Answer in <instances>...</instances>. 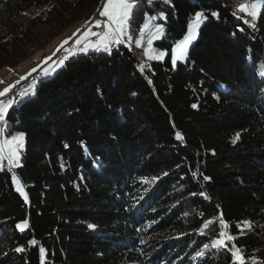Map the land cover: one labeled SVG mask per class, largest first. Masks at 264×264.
Wrapping results in <instances>:
<instances>
[{
    "label": "trees",
    "instance_id": "obj_1",
    "mask_svg": "<svg viewBox=\"0 0 264 264\" xmlns=\"http://www.w3.org/2000/svg\"><path fill=\"white\" fill-rule=\"evenodd\" d=\"M237 6L141 0L131 35L147 14L163 13L166 34L155 45L164 61L145 64L146 48L113 45L70 56L50 78L38 74L34 96L8 115L9 132L25 134L14 173L28 200L11 169L0 170V264H41L40 247L44 264H234L230 251L211 248L221 213L247 264H264V8L252 28L232 15ZM101 7L0 0V70ZM198 12L207 19L187 62L173 66ZM210 219L217 223L203 229ZM244 222L253 227L241 232Z\"/></svg>",
    "mask_w": 264,
    "mask_h": 264
},
{
    "label": "snow or ice",
    "instance_id": "obj_2",
    "mask_svg": "<svg viewBox=\"0 0 264 264\" xmlns=\"http://www.w3.org/2000/svg\"><path fill=\"white\" fill-rule=\"evenodd\" d=\"M149 4L152 3V0H147ZM165 3H170V0H164ZM138 0H102V9H97L99 15L104 17L105 19H95L86 22L88 27L83 31L82 34H77V38L75 39V43L77 45H82L79 49L82 52H87L90 48L108 51L110 45L112 44H123L126 41L131 43L133 37L128 33L129 29V21L133 15V9L136 8ZM264 8V0H253L251 3H242L239 4L235 11H233L232 15L236 16V18L242 19L244 24H250L252 28H255V21L258 19L260 15V10ZM237 13H243L245 16L250 17L251 19H244V17L237 15ZM160 18L163 17L162 14H159ZM212 16L219 18V14L216 12L211 13ZM157 16H150L145 18V22L143 23V27L140 30V39L136 40V45L140 46L141 42L144 39V36L147 35V49L145 50V55L148 60H159L162 59L164 53L154 54L155 50L151 47L153 40L159 39L163 34V27L158 26L154 23L157 19ZM207 19L204 12H198L195 14L192 23L188 27L187 34L176 43L174 49L172 50V64L175 65L178 60H185L188 55V48L192 41L195 39L197 34V29L200 24ZM91 26H94L98 29H101L99 32H93L91 30ZM243 31V29H240ZM95 37L96 42H93L90 38ZM69 41L65 40L63 44H61L60 48L57 51H60L61 48L65 44H68ZM71 49L69 52L71 53ZM67 59V57H65ZM52 60V57H47L43 64L47 65L49 61ZM64 63L63 60H58L56 64L52 65V68H44L43 66H38L37 68L31 69L27 75L22 76L20 80H27L32 73L41 71L44 76H48L51 71L58 65H62ZM264 67V66H262ZM140 71L143 73L145 71V65H140ZM264 75V72L261 73ZM17 81L16 83H19ZM2 83V81H0ZM35 81H33V85L29 88L24 89L19 92V97L23 98L29 94V92L33 89ZM149 84L152 83L151 80L148 81ZM15 84H10L7 87L0 90V170L14 169L16 167L22 166L20 164V151L23 149L25 142V134H11L8 131V115L9 111L13 109V106L18 103V98L15 94L9 95L12 93L13 88H15ZM196 107V105H193ZM10 137V138H9ZM177 139H182L179 133L176 134ZM238 138V137H237ZM192 178H198V172L192 171ZM204 180H209L210 177L204 176ZM12 182L16 186V191L24 197V200H28L27 194L24 192V188L22 186L21 180L18 176H12ZM147 182V181H144ZM192 195H197V193H192ZM199 195L203 196L205 199H209L206 193L200 192ZM217 223L216 220H207L203 224V229H208L211 225ZM17 229L20 231H24L27 227V221H22L16 225ZM89 228H95V225H88ZM219 227L220 230L217 233L216 237L211 241V248L220 250L227 249L231 252V257L234 260V264H247L245 260V256L241 248L237 247L235 243H233L235 237L230 234L228 231L230 225L224 219L223 214H220L219 217ZM253 227L251 222H244L243 227H241V232L244 231L245 228L251 229ZM203 234V232L201 233ZM31 243L35 245L37 242L32 240ZM209 245H205L207 249ZM17 251H24V249H16ZM41 264H44L46 250L43 247L39 248ZM200 256H203L204 253H199ZM252 264H256V261L253 260Z\"/></svg>",
    "mask_w": 264,
    "mask_h": 264
},
{
    "label": "rangeland",
    "instance_id": "obj_3",
    "mask_svg": "<svg viewBox=\"0 0 264 264\" xmlns=\"http://www.w3.org/2000/svg\"><path fill=\"white\" fill-rule=\"evenodd\" d=\"M153 1H157V0H153ZM141 2V0H138V3H137V5L139 4ZM235 2L239 5V4H242V3H251V2H253V0H235ZM101 9H102V7H101ZM133 11H134V9H133ZM261 11H262V9L260 10V13H261ZM159 14H162V16L163 17H165L164 16V14L163 13H159ZM159 14H147L146 15V17H150V16H157L158 18L154 21V23L156 24V25H158V26H161V27H163V34L161 35V37L159 38V39H156V40H153V42H152V48L155 50V52H154V54H159V53H164V56H163V58L162 59H159V60H156V59H154V60H148V58H147V56L145 55V50L147 49H145L144 48V46H145V41H144V39H143V41L141 42V45L140 46H138V47H140V48H142V49H145L143 52H142V55H143V59H144V63L145 64H149V63H151L152 61H164L165 60V58H166V55H167V51L164 49V48H158V47H156V42H159V41H161L162 39H163V37L165 36V29H164V25H163V23H162V21H164L165 20V18H160V15ZM241 14H243V13H241ZM260 16V15H259ZM244 17L245 18H248L247 16H245L244 15ZM95 19H101V20H103V19H105L104 17H101V16H95L94 17ZM94 18L93 19H91V20H94ZM259 18V17H258ZM86 22H88L86 19H83V20H81V21H79V22H77L76 24H73V25H71V26H69V27H67L65 30H63L59 35H57L51 42H50V44L49 45H47V47H45V48H43V49H36L35 50V52H34V54L32 55V57L31 58H29V59H27V60H25V61H23L19 66H17V67H13V68H11V67H4L3 69H1L0 70V81H2V83H0V90H3V88H5V87H7L8 85H10V84H15L16 85V87L15 88H17L20 84H23L24 82H26V81H28V80H35L37 77H38V74H40V73H37V72H35V73H32V75L31 76H29L28 77V79L27 80H20V78L22 77V76H25V75H27V73H29L30 71H31V69H33V68H37L38 66H43L44 68H52V65H54V64H56V62L58 61V60H63L64 61V63L62 64V65H58V66H56L52 71H51V73L48 75V76H43L45 79H47V78H50V77H52V76H54V74L59 70V69H61L63 66H64V64L66 63V61L68 60V58H70V57H68L69 55H72V54H74V53H76V55L78 54H80V55H84V54H88V53H91V52H101L103 49H101V50H96V49H92V48H90L86 53L85 52H82V51H80L79 49L82 47V45H77L76 43L74 44V46L73 47H70V43H72L76 38H77V34H82L83 33V28H85L86 26H87V24H86ZM145 22V21H144ZM192 23V22H191ZM190 23V24H191ZM189 24V25H190ZM203 25V22L200 24V26H199V28L197 29V34H196V37H195V39L192 41V43L189 45V48H188V55H189V52H190V49H191V47H192V44L197 40V38H198V36H199V31H200V28H201V26ZM142 27H143V25H142ZM142 27H141V29H142ZM189 27V26H188ZM97 29V31H93V32H99V31H101V29H98V28H96ZM188 31V30H187ZM128 33L131 35V32H130V25H129V29H128ZM140 34H141V31L139 32V34L136 36V37H133L132 35V37H133V40H132V42L131 43H129V42H125V43H123V44H112V45H110V48H109V50L107 51V52H111L112 51V48H113V45H117V46H120V45H123V46H125V47H132L133 45H135V46H137L136 45V40H139L140 39ZM187 34V33H186ZM185 34V35H186ZM145 38V37H144ZM93 42H96V38L95 37H91L90 38ZM65 40H68L69 41V43L68 44H65L64 46H63V48H61L60 49V51H57V49L58 48H60V46H61V44H63V42L65 41ZM73 40V41H72ZM181 40V39H180ZM179 40V41H180ZM178 42V41H177ZM176 42V43H177ZM176 43H175V45H176ZM147 45V44H146ZM175 45H174V47H175ZM35 47H37V46H35ZM146 47H148V46H146ZM174 47H173V49H174ZM69 49H71L72 51H71V53L69 52ZM60 52L62 53L61 55H60ZM65 52H66V55H65ZM173 54V53H172ZM58 55H60L59 57V59L58 58H56V56H58ZM188 55H187V58L185 59V60H178V61H176V64L175 65H173V66H176L178 63H186L187 62V60H188ZM49 56H51L52 57V60L51 61H49V63L47 64V65H45V64H43V62H44V60L47 58V57H49ZM65 57H67V59H65ZM171 62H172V57H171ZM43 73V72H42ZM44 75V74H43ZM41 79H36L35 80V83H34V87H33V89L29 92V94L27 95V96H25V97H23V99H27V98H29V97H32V96H34V94H35V91H36V88H37V86H38V84H39V81H40ZM17 81H20L19 83H16ZM31 85H33V82L28 86V87H26V88H29ZM15 88H13V89H15ZM25 88V89H26ZM11 111V110H10ZM9 111V112H10ZM9 127H10V121L8 120V131H9ZM18 134V133H17ZM10 138V137H9ZM24 147H25V142H24V146H23V149H24ZM23 149H21V151H20V158H21V156H22V151H23ZM17 168V167H16ZM15 169V168H14ZM14 169H11V172L13 173V175H16L15 173H14ZM12 175V176H13ZM17 176V175H16ZM22 183V182H21ZM13 185H14V188H15V190H16V186H15V184L13 183ZM22 186H23V184H22ZM23 188H24V186H23ZM24 192H25V189H24ZM21 223V222H20ZM27 228V227H26ZM25 228V229H26Z\"/></svg>",
    "mask_w": 264,
    "mask_h": 264
},
{
    "label": "built area",
    "instance_id": "obj_4",
    "mask_svg": "<svg viewBox=\"0 0 264 264\" xmlns=\"http://www.w3.org/2000/svg\"><path fill=\"white\" fill-rule=\"evenodd\" d=\"M73 43H74V41L72 42L71 46H73ZM61 54H62V53L60 52V55H61ZM60 55H58V56H56V57H59ZM29 81H30V80L24 82L23 84H20L17 88L13 89V90H12V93H10L9 95H13V94H15V95L18 97L19 92L22 91L24 88L27 87V83H29Z\"/></svg>",
    "mask_w": 264,
    "mask_h": 264
},
{
    "label": "crops",
    "instance_id": "obj_5",
    "mask_svg": "<svg viewBox=\"0 0 264 264\" xmlns=\"http://www.w3.org/2000/svg\"><path fill=\"white\" fill-rule=\"evenodd\" d=\"M89 25H87L86 27H88ZM86 27L85 28H83V31L86 29ZM91 30L92 31H97V29H96V27H94V26H91ZM81 34V33H80ZM145 36H147V35H145ZM73 41V40H72ZM74 44H75V40H74ZM69 45H71V43L69 44ZM74 46V45H73ZM148 46V45H147ZM147 48V47H146ZM76 53H74V54H72V55H75ZM65 55H66V52H65ZM72 55H69L68 57H70V56H72ZM41 71H38L37 73H40Z\"/></svg>",
    "mask_w": 264,
    "mask_h": 264
},
{
    "label": "bare ground",
    "instance_id": "obj_6",
    "mask_svg": "<svg viewBox=\"0 0 264 264\" xmlns=\"http://www.w3.org/2000/svg\"><path fill=\"white\" fill-rule=\"evenodd\" d=\"M147 39H148V37L145 36V38H144V41H145V46H144V48H146V46H147V45H146V44H147ZM33 81H34V79H33V80L31 79V80L29 81V83H27V87H28ZM24 89H25V88H24ZM24 89H23V90H24ZM23 90H22V91H23ZM17 98H18V101H19V99H20L19 95H18Z\"/></svg>",
    "mask_w": 264,
    "mask_h": 264
}]
</instances>
